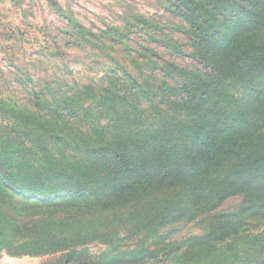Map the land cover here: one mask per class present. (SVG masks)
Instances as JSON below:
<instances>
[{
	"label": "trees",
	"instance_id": "1",
	"mask_svg": "<svg viewBox=\"0 0 264 264\" xmlns=\"http://www.w3.org/2000/svg\"><path fill=\"white\" fill-rule=\"evenodd\" d=\"M162 1L177 26L138 14L100 34L66 17L67 43L135 34L132 71L113 59L74 87L0 92V258L112 264L89 246L122 234L138 263L164 248L169 264H264V0ZM232 197L241 207L217 212ZM197 221L200 235L165 241Z\"/></svg>",
	"mask_w": 264,
	"mask_h": 264
},
{
	"label": "rangeland",
	"instance_id": "2",
	"mask_svg": "<svg viewBox=\"0 0 264 264\" xmlns=\"http://www.w3.org/2000/svg\"><path fill=\"white\" fill-rule=\"evenodd\" d=\"M53 1L58 3L64 14L56 13L51 8ZM165 8L162 0H0V92L10 93L11 98L20 100L28 81L33 83L43 79L74 87L93 78L105 77L108 68L116 65L113 59L124 61L125 66L128 62L130 65L131 59L123 60L122 53L136 50L134 42L139 38L135 34L125 32V42H121L120 38L102 36L93 39L89 45L67 43L63 35V29L67 27L66 17L100 34L109 28L123 29L124 23L138 14L160 19L166 26H177L176 20ZM173 35L171 37L179 42L185 41L179 33ZM137 41L138 45L143 42L140 39ZM176 63L180 66L191 65L188 58L177 59ZM130 69L132 71L131 65ZM241 205V197H232L217 212L234 213ZM106 215L93 214L103 219L112 218L111 214ZM113 218L116 227L119 219ZM204 227L205 224L200 221L177 223L166 230L170 236L165 241L182 242L200 235ZM119 237L120 240L115 241L116 245L111 248L91 244L90 253L112 264H169V260L161 256L166 251L164 248L160 257L153 262L138 263L134 257L121 254L125 249L129 251L135 247V238L123 239L122 234ZM185 247L190 251L188 246ZM192 259V255L186 254L178 264H192ZM45 261V257H12L6 252L0 258V264H41Z\"/></svg>",
	"mask_w": 264,
	"mask_h": 264
}]
</instances>
